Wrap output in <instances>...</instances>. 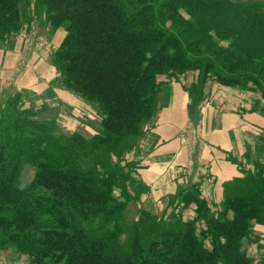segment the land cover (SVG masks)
I'll return each instance as SVG.
<instances>
[{
    "label": "trees",
    "instance_id": "1",
    "mask_svg": "<svg viewBox=\"0 0 264 264\" xmlns=\"http://www.w3.org/2000/svg\"><path fill=\"white\" fill-rule=\"evenodd\" d=\"M27 1L0 0V39L20 31L21 5ZM39 1L52 29L65 26L67 32L54 63L69 88L99 105L102 131L91 139L55 135L54 122L25 115L21 92L8 98L0 109V247L12 245L31 264H264V254L256 261L243 248L253 224H264V164L226 184L218 214L195 184L182 194L183 209L197 206L193 217L181 211L169 223L150 220L128 228L120 217L132 197L131 181L120 164L106 159L98 163L104 169L97 170L81 160L82 153L104 159L100 153L119 154L123 146H132L130 140L157 111L162 75L198 71L201 87L213 76L228 86L251 83L264 98L263 4ZM182 8L212 45L204 49L201 36L169 28ZM215 37L228 45L216 44ZM195 88H189L192 95L202 97ZM25 161L37 169L21 188L18 176Z\"/></svg>",
    "mask_w": 264,
    "mask_h": 264
},
{
    "label": "crops",
    "instance_id": "2",
    "mask_svg": "<svg viewBox=\"0 0 264 264\" xmlns=\"http://www.w3.org/2000/svg\"><path fill=\"white\" fill-rule=\"evenodd\" d=\"M25 20L27 22V18ZM48 28L51 30L49 23ZM25 38L26 35L11 38L20 48V53L5 47L7 50L1 53V72L10 76L21 67ZM32 60L33 68L22 74L20 86L17 82L14 88L20 91L23 87L37 88L39 93L46 95V92L51 91V81L55 80L56 75L55 72L47 73L56 70L52 55L49 51H35ZM198 73L188 71L177 77H160L162 87L157 111L143 123L138 144L129 154L138 168L135 178L144 182L149 189L142 198H170L178 191H181V197L184 189L190 190L199 184L204 198L221 200L226 182L244 176V169L252 168L247 160L243 163V155L251 146L248 144H254L258 136L264 134V107L254 110L253 96L241 93L237 87L221 83L208 84L207 91L212 89V93L207 92L209 98L202 104L199 120L202 141L194 134L196 146L191 152L187 148V141L180 136L181 130L189 124L190 117L197 113L196 102L189 88L197 80ZM43 83L45 85L41 87ZM61 90L63 95L66 91L71 93L67 89ZM236 158L242 160L243 164L238 163Z\"/></svg>",
    "mask_w": 264,
    "mask_h": 264
},
{
    "label": "rangeland",
    "instance_id": "3",
    "mask_svg": "<svg viewBox=\"0 0 264 264\" xmlns=\"http://www.w3.org/2000/svg\"><path fill=\"white\" fill-rule=\"evenodd\" d=\"M247 1V0H241ZM260 1L264 6V0H254ZM22 10V28L18 33H13L11 35H5V40L0 39V60L2 52H5L8 48L13 49L15 52L20 53V48H17L13 40V36L20 37V35H26V45L25 50L21 51V62L19 68L14 70V74L10 76L7 73L1 72L0 69V109L8 102V98L16 92L22 93V108L25 111V115L29 118L54 122L55 125V135H72L80 134L87 139L93 138L95 135L100 134L102 131V118L103 113L96 102L89 101L83 97L78 92L69 88L65 83L64 79L61 76L57 66L55 65L56 70L48 71L55 72V80L51 81L53 84L51 91L46 92V95L39 93L37 88H25L23 90H16L14 88L15 83L18 82V85L21 84L22 74L25 71H29L31 66H33L34 60L32 56L35 51L38 53L50 52L53 59L54 52L60 47V39L66 36V28L62 26L58 29L48 28V21L45 14V5L42 4L39 0H28L21 5ZM264 10V9H263ZM192 15L189 14L183 8L180 9L179 17L176 22H170L168 24L171 30H176L180 32H185V35L196 38L201 36L204 38V49L207 46L212 45L211 38L207 36L206 33H200V28L191 21ZM27 18V22L26 19ZM212 31H209L211 35ZM213 35H215L213 33ZM56 38V39H55ZM54 41V43L52 42ZM214 40V39H213ZM214 42L220 46L226 47L228 41L225 39H219L215 37ZM3 45V46H2ZM5 45V46H4ZM7 47V49L5 48ZM48 48V49H47ZM222 48V47H221ZM37 53V52H36ZM4 68V67H3ZM199 78V73H198ZM192 84L196 85L197 91H203V96H193L191 90L192 99L196 102L197 113L194 116H191L189 124L184 127L180 136L187 141V148L192 152L195 150L196 141L195 136L202 141V135L199 133V120L201 115L202 104L209 98L207 92L212 93V89L207 91V85L211 83H219L216 81L213 76L211 79H208L206 85L201 87V83L198 79ZM8 79L7 83L5 81ZM57 84L59 86H54ZM13 86L11 89L9 87ZM44 83L41 87H44ZM47 86V83H46ZM236 87V86H233ZM62 89L66 91L69 90L71 93L65 92V95L62 93ZM241 93L248 94L253 96L252 108L255 110L259 107H264V98L260 91L253 90V85L251 83L245 84L242 86H237ZM196 94V92H195ZM21 108V109H22ZM198 124V126L196 125ZM264 133V132H263ZM186 136V137H184ZM139 137L136 136L130 140L132 146L125 149V146L121 149L119 154L112 152L109 154H101L104 159H93V156L85 155L82 153L81 160L85 166H95L97 170H103L104 168L98 164L99 161H105L109 159L110 162L119 163L121 166V172L125 176L127 181L130 183L129 190L131 194V199L128 202L126 210L123 212L120 217V221L124 222L128 228H131L134 225L140 226L145 224L150 220L162 221L163 223H169L176 218L174 216L178 213L184 212L186 218L193 217L196 212V205L191 204L187 209H183L182 196L180 197V192L178 191L173 194L170 198H142L149 189L144 182L138 181L135 178L137 174V165L129 158V154L136 148L138 144ZM248 145H251L248 147ZM247 150L243 155V158L246 162L252 165V168L244 169V171L257 172L262 168L264 164V134L258 136V139L253 144H248ZM238 163H242V160L236 158ZM132 162V163H129ZM242 163V164H243ZM37 165L34 162L25 161L22 165V168L19 173L18 184L21 188H26L34 179L36 173ZM243 171V172H244ZM131 177L135 178L131 180ZM228 183V182H226ZM185 190V189H184ZM183 193L189 191L186 190ZM191 190V188H190ZM201 190V188H200ZM117 195L120 194L119 189L116 191ZM201 196L204 198L202 191ZM227 192L224 189V195L222 199L219 198H204L208 201L212 212L218 214L220 210L223 209V202L225 201ZM157 201V202H155ZM190 209V210H189ZM176 217V216H175ZM96 226L99 225L98 220L92 222ZM202 227V225H200ZM130 231H126L122 235V239L126 240ZM243 248L251 255L256 261H259L264 254V224L254 223L252 232L248 237L245 238L243 242ZM0 264H31L29 257L22 252H19L12 245L7 244L6 246L0 247Z\"/></svg>",
    "mask_w": 264,
    "mask_h": 264
}]
</instances>
